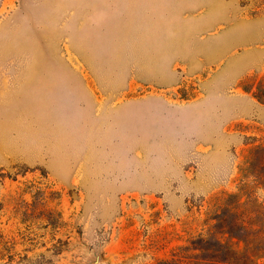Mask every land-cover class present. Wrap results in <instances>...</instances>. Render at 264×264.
Instances as JSON below:
<instances>
[{
    "label": "rangeland",
    "instance_id": "obj_1",
    "mask_svg": "<svg viewBox=\"0 0 264 264\" xmlns=\"http://www.w3.org/2000/svg\"><path fill=\"white\" fill-rule=\"evenodd\" d=\"M261 144L264 0H0V264L167 258Z\"/></svg>",
    "mask_w": 264,
    "mask_h": 264
},
{
    "label": "trees",
    "instance_id": "obj_2",
    "mask_svg": "<svg viewBox=\"0 0 264 264\" xmlns=\"http://www.w3.org/2000/svg\"><path fill=\"white\" fill-rule=\"evenodd\" d=\"M242 173L264 190V144L254 147ZM243 185L240 189H245ZM231 194L209 214L208 227L152 264H264V203Z\"/></svg>",
    "mask_w": 264,
    "mask_h": 264
}]
</instances>
